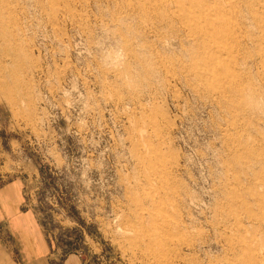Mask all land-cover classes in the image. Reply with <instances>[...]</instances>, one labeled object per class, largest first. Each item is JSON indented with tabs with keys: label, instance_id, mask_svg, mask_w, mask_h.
<instances>
[{
	"label": "rangeland",
	"instance_id": "374dc122",
	"mask_svg": "<svg viewBox=\"0 0 264 264\" xmlns=\"http://www.w3.org/2000/svg\"><path fill=\"white\" fill-rule=\"evenodd\" d=\"M52 264H264V0H0V185Z\"/></svg>",
	"mask_w": 264,
	"mask_h": 264
},
{
	"label": "crops",
	"instance_id": "0c3cea01",
	"mask_svg": "<svg viewBox=\"0 0 264 264\" xmlns=\"http://www.w3.org/2000/svg\"><path fill=\"white\" fill-rule=\"evenodd\" d=\"M24 199L20 177L0 185V264H52L44 230Z\"/></svg>",
	"mask_w": 264,
	"mask_h": 264
}]
</instances>
